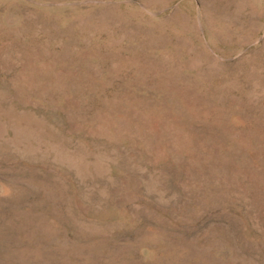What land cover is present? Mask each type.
Masks as SVG:
<instances>
[{
	"label": "rangeland",
	"instance_id": "374dc122",
	"mask_svg": "<svg viewBox=\"0 0 264 264\" xmlns=\"http://www.w3.org/2000/svg\"><path fill=\"white\" fill-rule=\"evenodd\" d=\"M0 264H264V0H0Z\"/></svg>",
	"mask_w": 264,
	"mask_h": 264
}]
</instances>
